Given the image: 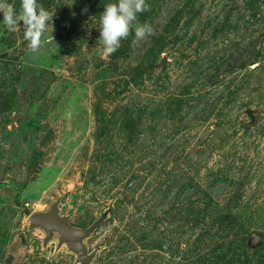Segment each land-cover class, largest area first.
<instances>
[{
    "label": "rangeland",
    "instance_id": "374dc122",
    "mask_svg": "<svg viewBox=\"0 0 264 264\" xmlns=\"http://www.w3.org/2000/svg\"><path fill=\"white\" fill-rule=\"evenodd\" d=\"M38 2L37 52L0 23V264H83L53 206L89 264H264V0H146L111 54L113 0Z\"/></svg>",
    "mask_w": 264,
    "mask_h": 264
},
{
    "label": "clouds",
    "instance_id": "9594fccd",
    "mask_svg": "<svg viewBox=\"0 0 264 264\" xmlns=\"http://www.w3.org/2000/svg\"><path fill=\"white\" fill-rule=\"evenodd\" d=\"M147 8L146 0H113L104 4L100 13V40L103 42V54H111L119 47L121 40L127 38L130 27L137 20V14ZM0 14L3 23L10 32L16 31L23 22V39L28 42L32 52H37L42 44L41 36L52 21L49 11L41 6L38 0H20L17 11L8 0H0ZM152 27L147 23H136L133 44L141 42L152 34Z\"/></svg>",
    "mask_w": 264,
    "mask_h": 264
},
{
    "label": "water",
    "instance_id": "95a60500",
    "mask_svg": "<svg viewBox=\"0 0 264 264\" xmlns=\"http://www.w3.org/2000/svg\"><path fill=\"white\" fill-rule=\"evenodd\" d=\"M32 225L41 224L50 232L53 226L63 229V236L68 240L80 255L83 264H89L90 257L87 256L85 247L81 244V237L90 233L91 229L78 228L73 226L67 217L60 216L55 206L45 213H33L30 217Z\"/></svg>",
    "mask_w": 264,
    "mask_h": 264
}]
</instances>
